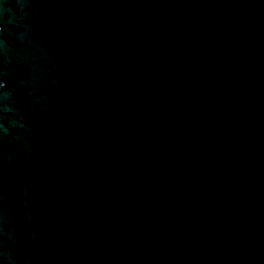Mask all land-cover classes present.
<instances>
[{
	"label": "water",
	"instance_id": "95a60500",
	"mask_svg": "<svg viewBox=\"0 0 264 264\" xmlns=\"http://www.w3.org/2000/svg\"><path fill=\"white\" fill-rule=\"evenodd\" d=\"M0 264H264V0H0Z\"/></svg>",
	"mask_w": 264,
	"mask_h": 264
}]
</instances>
